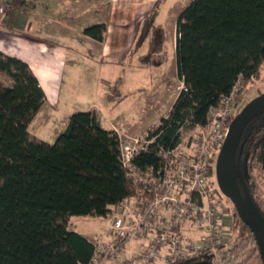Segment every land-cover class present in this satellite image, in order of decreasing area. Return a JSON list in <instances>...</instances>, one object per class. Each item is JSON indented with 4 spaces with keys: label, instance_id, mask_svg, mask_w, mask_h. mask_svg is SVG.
<instances>
[{
    "label": "trees",
    "instance_id": "1",
    "mask_svg": "<svg viewBox=\"0 0 264 264\" xmlns=\"http://www.w3.org/2000/svg\"><path fill=\"white\" fill-rule=\"evenodd\" d=\"M11 5L25 6L21 0ZM157 16L154 9L141 20L129 51L133 54L146 44L139 56L145 66L158 61H147V56L162 52L164 31L155 24ZM176 31V74L182 88L168 114L148 133L154 152L140 153L132 162L141 175L162 167L160 149L177 147L186 122L205 126L208 109L220 107L241 77L239 104L264 64V0H192L177 16ZM82 34L102 43L106 26L94 24ZM45 100L28 65L0 52V264H89L95 246L69 228L70 218L105 219L127 200L145 202L150 197L138 196L141 187L120 162L116 132L103 129L93 112L71 114L53 143L35 139L28 128ZM235 168L264 218V200L254 183V174L264 170V111L244 129ZM236 184L241 192L238 179ZM230 212L233 250L246 252L242 263L257 254V264H264L252 232L233 206ZM198 257L213 260L212 254Z\"/></svg>",
    "mask_w": 264,
    "mask_h": 264
},
{
    "label": "rangeland",
    "instance_id": "2",
    "mask_svg": "<svg viewBox=\"0 0 264 264\" xmlns=\"http://www.w3.org/2000/svg\"><path fill=\"white\" fill-rule=\"evenodd\" d=\"M158 1L80 0V29L103 22L111 32L108 43L113 44V48L114 42L117 44L118 39L123 36L121 33H127L129 30L132 31L134 44L141 20L156 9L158 16L155 24L161 26L164 31L162 52L158 56L154 54L147 56V61L158 60L149 66L143 65L145 62L139 60V56L146 51V44L133 54L128 52L127 56L115 53L112 48L107 58H101L95 46H90L81 39L83 32L80 30V59L66 72L59 104L60 112L52 115L44 109L40 115H37L28 128L33 137L53 143L51 137L66 128L65 117L61 113L64 114L65 111L83 112L89 108L94 113L97 112L96 109L102 111V116H99L100 126L106 130L112 126L115 127L118 130L116 134L120 142H131L132 139H137L143 143L147 140L149 131L168 114L182 88L176 74V19L192 0H165L164 3ZM1 17L0 25L2 26L6 16ZM3 29L0 27V30ZM101 50V53L103 50L106 52L103 47ZM159 62L160 66H158ZM259 92L264 93V64L261 67L259 79L251 81L245 88L240 97L237 112L256 98ZM139 104L144 108L143 111H136ZM193 131L194 127L191 125H186L180 131L178 143L180 151L183 150L187 138L193 134ZM212 181L216 183L215 168ZM254 182L264 200V170L254 174ZM225 205L231 210L230 203L226 202ZM117 213L118 210L112 208L111 216L105 219L71 217L69 228L88 238L94 244L102 243L108 240L109 226ZM185 232L193 238V232L189 229ZM231 234L230 230L228 244L211 253L213 260L197 257L185 261L184 264H237L241 262L246 252L239 249L233 250ZM245 264H257V260L252 258Z\"/></svg>",
    "mask_w": 264,
    "mask_h": 264
},
{
    "label": "built area",
    "instance_id": "3",
    "mask_svg": "<svg viewBox=\"0 0 264 264\" xmlns=\"http://www.w3.org/2000/svg\"><path fill=\"white\" fill-rule=\"evenodd\" d=\"M3 13L0 6V15ZM243 87L239 77L220 107L208 109L206 125L193 126L183 150L179 145L161 148L163 165L155 173L141 175L132 166L140 153L154 152L153 139L119 141L120 162L141 187L138 196L146 193L150 197L145 202L133 198L116 207L108 240L93 243L89 264H174L214 253L218 246L228 244L232 213L212 174L229 124L238 113L236 100ZM186 229L193 232V238Z\"/></svg>",
    "mask_w": 264,
    "mask_h": 264
},
{
    "label": "crops",
    "instance_id": "4",
    "mask_svg": "<svg viewBox=\"0 0 264 264\" xmlns=\"http://www.w3.org/2000/svg\"><path fill=\"white\" fill-rule=\"evenodd\" d=\"M21 1L25 5L23 9L11 5L12 0H0V6L4 8V13L0 16H6L3 26L10 29L0 30V52L26 63L38 80L46 100L37 115H40L44 109L50 114L56 115L60 112L59 104L66 72L80 59V30L83 32L85 29V26L80 29V0ZM108 28L106 26V37L102 43L84 35L81 36L85 43L95 46V50L101 54V58H107L113 48V44L109 45L108 43L111 33ZM121 35L123 36L118 39L117 44L114 42L113 51L120 53L121 56L122 54L127 56L133 44L132 31L123 32ZM101 47L106 49V52L103 50L101 53ZM158 66H160V62ZM143 110L141 104L136 107L138 112ZM85 111L91 110L87 108ZM95 111L97 112L93 113L100 125L99 116L102 111L98 109ZM71 114L73 113L66 111L64 114L61 113L65 117V127H67ZM61 130L51 137L53 142L64 131V129ZM109 130L118 133V130L113 126ZM84 238L88 240V238ZM134 247L133 250L137 249L136 246Z\"/></svg>",
    "mask_w": 264,
    "mask_h": 264
},
{
    "label": "water",
    "instance_id": "5",
    "mask_svg": "<svg viewBox=\"0 0 264 264\" xmlns=\"http://www.w3.org/2000/svg\"><path fill=\"white\" fill-rule=\"evenodd\" d=\"M263 111L264 93L247 103L234 116L216 158L215 179L222 195L231 203L241 222L252 232L256 243L264 252V218L253 204L241 173L235 168V155L242 133L251 119ZM236 179L239 180L241 192Z\"/></svg>",
    "mask_w": 264,
    "mask_h": 264
},
{
    "label": "flooded vegetation",
    "instance_id": "6",
    "mask_svg": "<svg viewBox=\"0 0 264 264\" xmlns=\"http://www.w3.org/2000/svg\"><path fill=\"white\" fill-rule=\"evenodd\" d=\"M255 183V182H254ZM256 184V183H255ZM256 187H257V185H256ZM257 189H258V187H257ZM258 191H259V193H260V190L258 189ZM261 194V193H260ZM262 196V195H261ZM255 239V238H254ZM256 257H258V255L257 254H255L254 256H253V259H255ZM213 259H214V257H213ZM243 260V259H242ZM242 260H241V262H239V263H241V264H245V263H242ZM248 262V261H247Z\"/></svg>",
    "mask_w": 264,
    "mask_h": 264
}]
</instances>
